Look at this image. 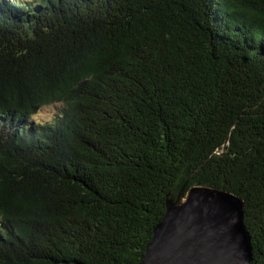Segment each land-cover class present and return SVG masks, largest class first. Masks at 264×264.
<instances>
[{
	"label": "trees",
	"instance_id": "trees-1",
	"mask_svg": "<svg viewBox=\"0 0 264 264\" xmlns=\"http://www.w3.org/2000/svg\"><path fill=\"white\" fill-rule=\"evenodd\" d=\"M192 185L264 264V0H0V264H140Z\"/></svg>",
	"mask_w": 264,
	"mask_h": 264
},
{
	"label": "water",
	"instance_id": "water-1",
	"mask_svg": "<svg viewBox=\"0 0 264 264\" xmlns=\"http://www.w3.org/2000/svg\"><path fill=\"white\" fill-rule=\"evenodd\" d=\"M252 259L242 198L192 185L166 201L140 264H249Z\"/></svg>",
	"mask_w": 264,
	"mask_h": 264
},
{
	"label": "rangeland",
	"instance_id": "rangeland-1",
	"mask_svg": "<svg viewBox=\"0 0 264 264\" xmlns=\"http://www.w3.org/2000/svg\"><path fill=\"white\" fill-rule=\"evenodd\" d=\"M51 114H52L51 113V107H47V108H45L43 110H40V112H38L35 115V117L43 120V119L50 118Z\"/></svg>",
	"mask_w": 264,
	"mask_h": 264
}]
</instances>
